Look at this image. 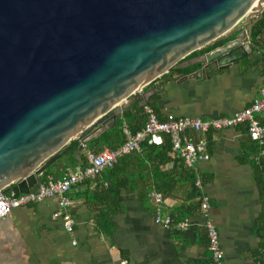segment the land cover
Listing matches in <instances>:
<instances>
[{
	"label": "water",
	"instance_id": "1",
	"mask_svg": "<svg viewBox=\"0 0 264 264\" xmlns=\"http://www.w3.org/2000/svg\"><path fill=\"white\" fill-rule=\"evenodd\" d=\"M264 0H0V189L32 191L69 142L203 49L200 74L264 51ZM129 99L123 103L124 100ZM143 103V104H144Z\"/></svg>",
	"mask_w": 264,
	"mask_h": 264
},
{
	"label": "crops",
	"instance_id": "2",
	"mask_svg": "<svg viewBox=\"0 0 264 264\" xmlns=\"http://www.w3.org/2000/svg\"><path fill=\"white\" fill-rule=\"evenodd\" d=\"M203 52L187 54L140 92L152 90L149 104L160 118L225 116L259 95L264 51H253L242 65L232 62L206 75L199 71ZM134 101L138 106L144 103ZM188 133L195 140H207L210 157L196 166L210 198V216L224 252L222 264H259L263 205L254 177L258 155L244 125ZM54 165L47 170L56 177L69 166L59 165L58 172L52 173ZM174 165V159L161 164L149 172L150 178L137 179L134 188L121 189L115 198L105 191L103 172L74 186L67 193L72 200L68 211L75 219L72 232L65 230L60 217L52 216L56 197L11 209L0 219V264H121L123 260L127 264H211L201 225L200 194L187 169ZM154 189L163 192V213L175 220L188 218L187 229L165 228L154 221L152 201L148 195L139 197L140 191Z\"/></svg>",
	"mask_w": 264,
	"mask_h": 264
},
{
	"label": "built area",
	"instance_id": "3",
	"mask_svg": "<svg viewBox=\"0 0 264 264\" xmlns=\"http://www.w3.org/2000/svg\"><path fill=\"white\" fill-rule=\"evenodd\" d=\"M141 89L139 92H141ZM129 99L123 101L127 102ZM146 116L143 126L131 132L126 124L122 130L125 134L124 142L117 148L111 149L103 146L99 151H86L87 165L76 164L66 166L58 177L47 175L42 179L36 188L27 193H20L17 196L12 191L0 189V219L5 218L13 208L30 203H38L46 198H57V209L53 212L54 218L60 217L67 232H72L75 219L68 211L72 200L67 193L76 185L87 180H94L105 169L112 168L118 159L131 152H140L141 144L147 138L152 142H159L162 134H167L171 141V149L181 159L183 166L194 173V186L200 194L199 211L202 216V226L206 236V249L209 253L211 264H222L224 252L220 242L217 227L210 216V198L204 191V183L196 164L199 160H208L207 140L205 137L194 140L189 131H197L206 134L210 130H221L235 125L243 124L250 139L257 144L264 145V79L260 86L259 95L240 109L225 115L212 118H193L190 116H169L160 119L154 107L149 103L142 104ZM264 153L262 148L260 153ZM148 198L154 205V221L165 228L173 226L178 230H185L189 227L188 218L175 220L170 213H163L164 195L160 190L148 192ZM75 243V241H73ZM121 264H127L123 260Z\"/></svg>",
	"mask_w": 264,
	"mask_h": 264
},
{
	"label": "trees",
	"instance_id": "4",
	"mask_svg": "<svg viewBox=\"0 0 264 264\" xmlns=\"http://www.w3.org/2000/svg\"><path fill=\"white\" fill-rule=\"evenodd\" d=\"M263 23L264 11L262 17L255 23L254 28L258 29V27ZM145 119L146 116L143 112L142 105L138 106L137 103L133 101L126 106L119 115H117L113 126L100 133L97 137L89 140L84 149L78 150L79 140L75 139L69 142V145L71 146L70 149L67 152H64L61 156H68L69 166H74L76 164L87 165V150L90 149L97 152L103 146H107L111 149L117 148L125 140V134L122 130L123 124H126L131 132H135L143 126ZM246 137L251 143V148L258 155L257 160H254V177L261 193L263 205L262 221L259 226L261 231L260 247L262 251L259 252L258 255L259 264H264V153L259 154L261 149H264V145L260 146L256 142L252 141L247 133ZM141 147L142 150L140 152H131L130 154L121 156L112 168H108L103 171L106 179L105 191H107V193H111L110 197H117L121 189L134 188L133 183L136 182L137 179L150 178L149 172L152 170L156 171L161 164H164L171 159H174V166L184 167L181 159L178 158L172 151L171 141L167 134H162L161 140L157 143L152 142L150 138H147L142 142ZM55 162L51 165L55 164ZM186 169L189 173L191 184L195 187L194 173L190 169ZM48 175L50 174L48 173ZM53 177L56 176L54 175ZM45 178L46 176L42 179ZM147 192L143 194L142 191H140L139 197L144 199V197L148 195Z\"/></svg>",
	"mask_w": 264,
	"mask_h": 264
},
{
	"label": "rangeland",
	"instance_id": "5",
	"mask_svg": "<svg viewBox=\"0 0 264 264\" xmlns=\"http://www.w3.org/2000/svg\"><path fill=\"white\" fill-rule=\"evenodd\" d=\"M67 163H69V158H68V156L64 155V156L59 157V158L56 160L55 165L51 168V172H52V173H56V172H58L59 165L67 164Z\"/></svg>",
	"mask_w": 264,
	"mask_h": 264
}]
</instances>
